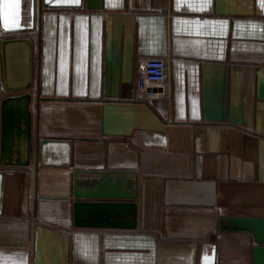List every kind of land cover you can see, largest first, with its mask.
<instances>
[{
  "label": "crops",
  "instance_id": "crops-1",
  "mask_svg": "<svg viewBox=\"0 0 264 264\" xmlns=\"http://www.w3.org/2000/svg\"><path fill=\"white\" fill-rule=\"evenodd\" d=\"M22 34L34 140L63 144L4 169L0 264H246L234 219H264V0H85ZM148 58L171 66L152 105L136 96ZM76 173H130L136 228L75 227Z\"/></svg>",
  "mask_w": 264,
  "mask_h": 264
},
{
  "label": "water",
  "instance_id": "water-1",
  "mask_svg": "<svg viewBox=\"0 0 264 264\" xmlns=\"http://www.w3.org/2000/svg\"><path fill=\"white\" fill-rule=\"evenodd\" d=\"M18 7L7 10L0 0V71L6 91L27 92L0 99V178L4 169L30 166L33 157L45 156L63 142L33 135L30 104L34 84V41L31 37L3 38L5 34L30 33L36 29L40 10H82L85 0H9ZM76 173L74 186V222L77 228L133 230L137 223L136 183L130 173ZM117 177H123V181ZM125 178V179H124ZM119 179V180H117ZM242 230L253 235L254 247H248L246 264H264V219H234ZM251 240V237H248ZM250 246V245H249ZM205 264H215L206 262ZM220 264V263H217Z\"/></svg>",
  "mask_w": 264,
  "mask_h": 264
},
{
  "label": "built area",
  "instance_id": "built-area-1",
  "mask_svg": "<svg viewBox=\"0 0 264 264\" xmlns=\"http://www.w3.org/2000/svg\"><path fill=\"white\" fill-rule=\"evenodd\" d=\"M8 38L23 37L22 33L5 34L1 37ZM171 74L169 61L163 58H148L144 60L136 73V96L147 105L166 99L165 86L168 84ZM0 93L5 97H16L23 95L22 91H6L3 82L0 83Z\"/></svg>",
  "mask_w": 264,
  "mask_h": 264
},
{
  "label": "snow or ice",
  "instance_id": "snow-or-ice-1",
  "mask_svg": "<svg viewBox=\"0 0 264 264\" xmlns=\"http://www.w3.org/2000/svg\"><path fill=\"white\" fill-rule=\"evenodd\" d=\"M12 7H18V4H12L9 2V0H3V8L5 10V13H7V10Z\"/></svg>",
  "mask_w": 264,
  "mask_h": 264
}]
</instances>
